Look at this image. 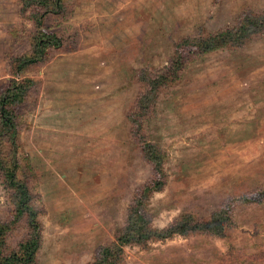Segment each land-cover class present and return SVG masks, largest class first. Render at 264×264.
Here are the masks:
<instances>
[{"label": "rangeland", "instance_id": "374dc122", "mask_svg": "<svg viewBox=\"0 0 264 264\" xmlns=\"http://www.w3.org/2000/svg\"><path fill=\"white\" fill-rule=\"evenodd\" d=\"M29 1L0 0V98L14 82L23 94L1 151L13 149L36 212L32 264H93L112 247L114 264H264V30L245 37L241 26L264 14V0ZM239 25V46L186 55L181 75L135 115L141 82L143 91L179 40ZM41 32L52 37L39 40L50 41L44 55L34 53ZM147 145L159 149L163 180L145 203L150 224L209 225L231 204L226 236L118 240L154 176ZM259 189V201L242 200ZM14 192L0 176L1 222L13 218ZM26 214L7 253L31 232Z\"/></svg>", "mask_w": 264, "mask_h": 264}, {"label": "trees", "instance_id": "16d2710c", "mask_svg": "<svg viewBox=\"0 0 264 264\" xmlns=\"http://www.w3.org/2000/svg\"><path fill=\"white\" fill-rule=\"evenodd\" d=\"M26 1V0H24ZM47 1V0H46ZM35 1H29L32 3ZM44 2V1H43ZM46 4V3H45ZM51 5H57L58 0H49ZM246 23H241L243 27V33L246 34L245 37H250L253 34L259 33L264 30V14L261 15H246ZM240 25L236 29L227 28L221 30L218 34H214L202 38L185 37L179 40L178 51L174 54V57L169 63L163 65L158 71H154L155 75H148L146 77L145 87L142 91V82L140 84V94L137 99V110L135 115L141 116L145 112L147 106L154 105L157 99V92L159 87L169 86L173 81L181 75V70L183 69L186 55L190 53H201L212 49V44H223L227 47L239 46L240 43H234L239 36ZM247 29V31H246ZM41 36V37H40ZM47 37L45 33H39V36L34 37V53L35 54H46L48 48L51 46L50 41H39L40 38ZM230 37V38H229ZM49 40L51 36L47 37ZM231 39V40H230ZM180 46V47H179ZM150 76V77H149ZM23 94L20 90V86L15 84V82L7 87L2 98H0V166L3 169V173L0 172V176L3 175L5 182L15 188L14 194V214L13 218L9 222L0 221V264H32L35 261V254L38 248L39 237L37 235V223H36V212L32 209L29 202V191L25 184L21 183L16 178V170L19 165L16 163L15 155L13 149L7 154V158L3 155L1 151V146L3 145L4 139H11L12 135L15 134L16 125L13 117V112L11 110L12 105L18 103L22 100ZM143 154L146 160L150 161L154 165V176L138 194V196L132 202L129 208V214L127 216V223L125 228L121 231L122 236L118 237L121 243H144L150 238H169L175 234L189 235L196 232H203L207 230L209 233L217 234V236H226L227 227L229 224V214L231 212L230 205H227L226 210L222 212L221 216H217L214 222L209 223H198L191 218H186L182 220L181 223L176 222L175 224H170L167 228L157 229L154 228L148 218L145 215L146 201L153 190H159L163 186V180L161 177V157L159 149L147 145ZM6 158V161H5ZM260 192L255 195L254 192L247 195V197H242V200L249 202H257L263 197V189H259ZM27 212L29 219V225L31 226V232L28 237L19 244L17 250L7 253L4 249L6 244L7 234L10 229H13L16 224L19 223L21 216ZM225 217H228L226 219ZM205 224V226H203ZM116 247L106 248L102 250L100 258L93 264H114V250Z\"/></svg>", "mask_w": 264, "mask_h": 264}]
</instances>
